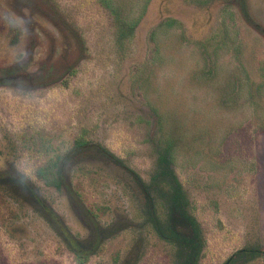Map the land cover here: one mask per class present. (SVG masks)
Masks as SVG:
<instances>
[{
  "label": "rangeland",
  "instance_id": "1",
  "mask_svg": "<svg viewBox=\"0 0 264 264\" xmlns=\"http://www.w3.org/2000/svg\"><path fill=\"white\" fill-rule=\"evenodd\" d=\"M111 1L131 33L98 0H0V169L34 182L84 264H172L142 189L97 151L64 168L80 206L35 174L81 135L148 180L156 110L181 136L173 167L204 240L197 264L264 250V0ZM0 264L78 263L34 204L0 189Z\"/></svg>",
  "mask_w": 264,
  "mask_h": 264
},
{
  "label": "trees",
  "instance_id": "2",
  "mask_svg": "<svg viewBox=\"0 0 264 264\" xmlns=\"http://www.w3.org/2000/svg\"><path fill=\"white\" fill-rule=\"evenodd\" d=\"M98 2L105 10L113 14L121 33L124 31L131 33L133 31L137 21L128 23L121 20V12L114 9L111 0H98ZM144 5L143 10L147 3H144ZM174 23H177V20L168 18L167 21L160 22L156 27L173 25ZM74 73L75 68L73 66L69 67L68 74L73 75ZM154 114L156 115V134L158 135L152 141L154 159L148 180H142L141 176L130 168L123 159L106 147L98 142L85 139L81 135L74 137L70 149L65 154L56 156L54 160L50 159L47 164L38 166L35 174L39 180H43L55 188H63L70 195V199L80 206L81 202H78L79 193L72 191L64 168L67 160L78 151L89 149L97 151L102 158L127 172L136 183V186L142 189V197L146 204L143 221L147 223L160 240L170 246L173 252L172 264H196L203 248V237L200 226L191 213L187 193L173 167L178 149L177 143L180 142L181 136L178 134L176 124H171L166 132L165 118L156 110H154ZM0 189L7 192L14 199L19 200L22 197L24 201L29 200L34 204L36 210L63 242V246L71 251L74 261L78 264H84L88 261L89 253L80 251L76 249L75 244L69 243L70 231L58 214L47 205V202L38 192L36 185L28 176L16 168L0 169ZM163 214H166V216L163 217ZM244 253L255 255L256 252L240 250L238 255ZM230 263L231 258L223 264Z\"/></svg>",
  "mask_w": 264,
  "mask_h": 264
},
{
  "label": "flooded vegetation",
  "instance_id": "3",
  "mask_svg": "<svg viewBox=\"0 0 264 264\" xmlns=\"http://www.w3.org/2000/svg\"><path fill=\"white\" fill-rule=\"evenodd\" d=\"M163 217L166 216V214L162 215ZM153 231V230H152ZM154 232V231H153ZM203 246H204V240H203ZM203 249V248H202ZM242 250V251H254L256 252L255 255L252 254H248V253H244L243 255H238V252ZM202 252V251H201ZM201 255V254H200ZM264 255V250H259L258 248H241V249H238L236 250L235 252H233L231 255H229L221 264L225 263L226 261H228L230 258H231V263L230 264H234L237 262L236 259H244V260H249V259H253L255 257H258V256H263ZM200 258V257H199ZM199 260V259H198ZM198 260H197V263H198ZM196 263V264H197Z\"/></svg>",
  "mask_w": 264,
  "mask_h": 264
}]
</instances>
